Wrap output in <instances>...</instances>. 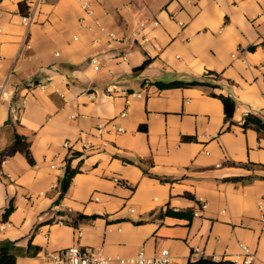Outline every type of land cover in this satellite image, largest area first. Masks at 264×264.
Here are the masks:
<instances>
[{"label": "crops", "instance_id": "obj_1", "mask_svg": "<svg viewBox=\"0 0 264 264\" xmlns=\"http://www.w3.org/2000/svg\"><path fill=\"white\" fill-rule=\"evenodd\" d=\"M20 1L0 0V240L25 250L17 264L75 244L109 264L162 248L168 264L240 263L245 245L264 264V132L241 127L264 120V0H32L27 15ZM175 79L202 83H154ZM219 93L235 102L228 129ZM14 132L33 163L1 155ZM66 139L97 147L68 158ZM67 159L77 172L56 202ZM78 213L97 216L73 224Z\"/></svg>", "mask_w": 264, "mask_h": 264}, {"label": "built area", "instance_id": "obj_2", "mask_svg": "<svg viewBox=\"0 0 264 264\" xmlns=\"http://www.w3.org/2000/svg\"><path fill=\"white\" fill-rule=\"evenodd\" d=\"M23 2H25L29 7L31 6L35 7L36 5L35 3H33L32 0H23ZM80 7L85 16L92 18L93 25L97 28L99 32L107 35L110 40L116 38L115 33L108 31L99 19L94 18V10L89 2L87 1L81 2ZM81 20H83V17L79 19V21ZM86 59L88 60V63L91 65L93 70L96 71L101 68L100 61L96 56H89L86 57ZM7 96H8V92L5 89V85H2L0 88V98H6ZM138 96H141V94L139 93ZM123 114L124 113H122L121 115ZM106 124L110 125V121H108ZM103 128H104V124H100L97 125L94 128V130L96 131V134L100 136L103 131ZM116 130L122 131L123 129L121 127H116ZM78 142L80 145L79 151L75 149L76 141L74 142L69 139H66L63 142V147L67 150L69 155L68 158L73 157L75 155L83 156V154L86 151L94 150L97 147L93 142L89 140L80 139ZM51 167L53 168L54 165L52 164ZM32 196L33 195H30L29 197ZM94 199L97 198L95 197ZM200 207L205 208L206 202H202L200 204ZM133 210H134L133 208H130V211ZM197 214L198 212L195 211L194 215ZM262 220H264V216L262 217ZM78 234H80V232ZM44 237H47V234H44ZM241 248L245 253V257L241 259L239 264H254L252 262L247 247L245 245H241ZM40 260H41L40 264H109L113 260V258L104 255V253L97 247H91L86 245L81 246L75 244L58 249L45 248L42 250L40 254ZM115 260L119 264H168L169 256H168V250L166 248H162L154 255H148L143 250H139L135 255L116 257Z\"/></svg>", "mask_w": 264, "mask_h": 264}, {"label": "trees", "instance_id": "obj_3", "mask_svg": "<svg viewBox=\"0 0 264 264\" xmlns=\"http://www.w3.org/2000/svg\"><path fill=\"white\" fill-rule=\"evenodd\" d=\"M19 10L21 13L26 14L27 13V5L23 2H19ZM149 62V59L144 60L140 65L134 68V70H141L144 68ZM155 84H157L158 87L163 88V87H168V86H191V85H196V84H201L202 81L198 80H191V81H183V80H171L168 82H163V81H155ZM217 96L222 104H223V110H224V120L228 123L225 129H228L230 124H232L231 117L232 113L234 111L235 107V102L234 100L223 94H214ZM254 127L258 131H263L264 132V120L258 117L257 115L253 113H247L243 121L241 123L242 128L246 127ZM183 140H192L191 136H183ZM19 151L22 152L26 159L28 160L29 163H33V159L30 155V150H29V142L26 139L25 135L14 132L13 134V140L12 144L10 147L6 150H3L1 152V155L3 156L4 153H7V155H11L12 153ZM3 160V158L1 159ZM264 168V165H263ZM77 172V169L71 168L69 165V159H67V164L65 167V172L63 177L59 181V195L56 199V202L59 201V199L62 198L64 193L66 192L68 185L70 183V180L72 176ZM243 177H232V179H239ZM13 210V204L10 201L8 206L4 209L3 212V217L6 218L7 215ZM169 212V211H167ZM171 212V211H170ZM175 214H179V211H172ZM97 215H85L82 213H78L76 217L71 221L73 224H77V222L85 220V219H90V218H95ZM29 247V246H28ZM24 249L20 247L19 245L16 244L14 240L10 239H2L0 240V264H17L16 260L17 257L20 256L21 254H24ZM186 264H239L233 260L227 259V258H214L212 256H199L197 258L191 259L189 258L186 262Z\"/></svg>", "mask_w": 264, "mask_h": 264}]
</instances>
